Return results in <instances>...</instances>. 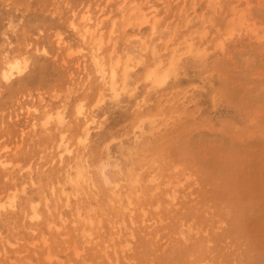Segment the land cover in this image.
Wrapping results in <instances>:
<instances>
[{"label":"rangeland","instance_id":"obj_1","mask_svg":"<svg viewBox=\"0 0 264 264\" xmlns=\"http://www.w3.org/2000/svg\"><path fill=\"white\" fill-rule=\"evenodd\" d=\"M15 58L0 264H264V0H0Z\"/></svg>","mask_w":264,"mask_h":264},{"label":"bare ground","instance_id":"obj_2","mask_svg":"<svg viewBox=\"0 0 264 264\" xmlns=\"http://www.w3.org/2000/svg\"><path fill=\"white\" fill-rule=\"evenodd\" d=\"M86 21L87 22L92 21V19H91V17H89V15L86 18ZM112 24H114V21H113ZM85 31L88 32L90 30H89V28L88 29L85 28ZM27 67H28V62H27L26 59L15 58L12 61H9L5 65V67L2 68L1 73H0L1 80L4 83H10L15 77L22 75L27 70ZM76 109H77V114L78 115H82V113H83L82 105L81 104L77 105ZM50 118H51V115H48L46 118H44L42 120L43 125H46L49 122ZM58 118L61 119V115H59ZM58 118H57V120H58ZM81 139H83V141H84L83 137ZM60 141L61 142L59 143V145L61 146L63 144L62 146H65L64 144H66V143H63L64 142V134L61 136V140ZM62 148H64V147H62ZM65 152L69 153V149H65ZM60 156H61V153H60ZM15 201H16V195H14V193H12V195H10L4 203H0V210L3 209L4 207H8V206L14 207ZM38 216L39 215L37 214V212L34 211L33 214L31 215V218L35 219V218H38Z\"/></svg>","mask_w":264,"mask_h":264}]
</instances>
